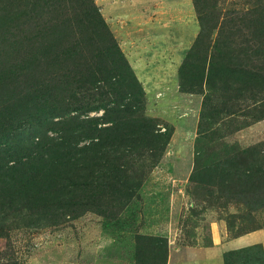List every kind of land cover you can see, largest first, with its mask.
Listing matches in <instances>:
<instances>
[{
  "label": "trees",
  "instance_id": "1",
  "mask_svg": "<svg viewBox=\"0 0 264 264\" xmlns=\"http://www.w3.org/2000/svg\"><path fill=\"white\" fill-rule=\"evenodd\" d=\"M193 1L201 31L179 77L183 91L203 94L202 125L223 113L263 119L264 11L239 19L245 30L220 29L209 20L218 14L209 0ZM88 2L90 14L80 15L71 13L74 5L88 10L87 0H0V238L49 225L53 210L62 215L69 204L118 215L138 196L145 165L156 166L172 138L171 126L162 130L146 115L141 81ZM207 161L198 154L192 182L210 195L249 193L248 206L264 207V159L248 171ZM137 244L139 264L167 263L165 237L139 235ZM240 255L227 253L226 264H248Z\"/></svg>",
  "mask_w": 264,
  "mask_h": 264
},
{
  "label": "rangeland",
  "instance_id": "2",
  "mask_svg": "<svg viewBox=\"0 0 264 264\" xmlns=\"http://www.w3.org/2000/svg\"><path fill=\"white\" fill-rule=\"evenodd\" d=\"M93 2L143 85L146 115L162 130L171 126L172 138L159 163L145 165L138 196L117 208L118 215L110 217L89 202L64 205L62 215L54 209L49 225L5 230L0 264H139V235L167 239L166 264H226V254L238 250L248 264L263 263L264 207L248 206L254 201L249 193L210 195L190 179L198 154L228 167L235 162L244 171L264 159V118L223 113L215 124L202 125L203 94L180 87L179 70L201 31L194 1ZM206 3L217 10L209 20L220 29L245 30L239 19L264 11V0ZM88 5L86 10L75 4L71 13L90 14Z\"/></svg>",
  "mask_w": 264,
  "mask_h": 264
}]
</instances>
